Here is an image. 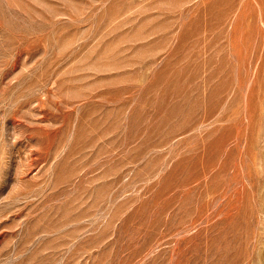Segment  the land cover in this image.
I'll return each instance as SVG.
<instances>
[{
    "label": "rangeland",
    "instance_id": "1",
    "mask_svg": "<svg viewBox=\"0 0 264 264\" xmlns=\"http://www.w3.org/2000/svg\"><path fill=\"white\" fill-rule=\"evenodd\" d=\"M0 264H264V0H0Z\"/></svg>",
    "mask_w": 264,
    "mask_h": 264
}]
</instances>
